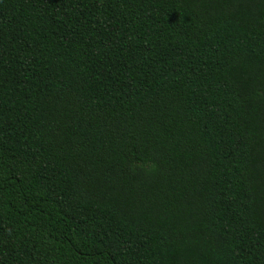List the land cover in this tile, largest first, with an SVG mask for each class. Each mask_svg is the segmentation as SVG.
Wrapping results in <instances>:
<instances>
[{
    "label": "trees",
    "instance_id": "16d2710c",
    "mask_svg": "<svg viewBox=\"0 0 264 264\" xmlns=\"http://www.w3.org/2000/svg\"><path fill=\"white\" fill-rule=\"evenodd\" d=\"M0 264H264V0H0Z\"/></svg>",
    "mask_w": 264,
    "mask_h": 264
}]
</instances>
